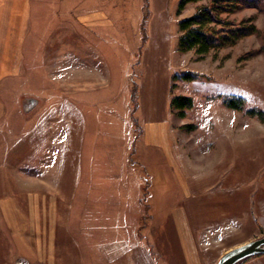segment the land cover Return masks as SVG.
<instances>
[{
    "label": "rangeland",
    "instance_id": "1",
    "mask_svg": "<svg viewBox=\"0 0 264 264\" xmlns=\"http://www.w3.org/2000/svg\"><path fill=\"white\" fill-rule=\"evenodd\" d=\"M214 1L187 4L177 16L180 0H152L142 25V36L137 34L136 42L123 41L122 49L106 43L104 58L95 59L101 70H105V96L115 104L111 108L116 109L115 114L106 115L101 126L104 131L123 139L130 133L127 116L133 111L134 84L140 92L138 101L143 111L155 103L149 99L150 85L161 86L158 81H163L167 75H170L172 96H186L193 101L192 108L185 109L183 117L179 112L171 113V142L179 175L166 163L162 166L155 156L146 164L140 160L134 164L139 185L136 192L130 185V202L122 204L119 222L114 218L115 224L122 228L106 234L108 242L113 237L125 245L118 264H131L128 253L135 250L137 244L144 245L141 240L157 264H183L172 221L173 211L179 208L192 216L193 249L201 264H216L229 250L264 236V119L259 118L260 114L264 117V0L257 7L239 5L232 11L226 8L232 3L219 2L227 9L220 14L224 24L215 27L219 34H226L229 29L254 28L249 35L204 56L194 51L179 52L178 21L193 15L202 6L216 5ZM143 37L148 38V43L142 41ZM129 44L132 48L127 47ZM158 46L161 51L156 53ZM28 63L24 88L11 92L12 104H8L7 114L0 122V131L5 130V136L0 132V146L25 148L26 156L19 170L15 168L11 173L4 187L6 191L0 184V264H50L52 261L73 264L76 255H72L71 250L55 260L49 250L44 249L49 245L46 242H50L48 211L55 207L49 203L48 195L34 194L33 155L29 157L31 150L28 149L34 143L35 75L30 67L32 59ZM186 75L189 79L184 78ZM232 99L241 100V108H229L226 103ZM112 142L99 139L100 150L95 157L103 156L104 148L117 150L119 141ZM84 164L87 167L86 161ZM103 164L99 160V168ZM17 174L21 175L18 179ZM184 181L191 190L190 195L183 187ZM82 194L80 187L73 208V217L77 219L73 218L69 231L71 238L79 241L82 240L78 227ZM5 195L12 199L9 203L2 201ZM92 204L104 206L105 213L109 212V207L114 210L107 196ZM40 208L43 211L41 222ZM106 215V221L111 224V214ZM40 225L44 232L43 249L35 234ZM17 226L16 231L20 233L15 235L13 231ZM92 234L96 238L102 233ZM58 235L59 241H63L61 232ZM15 237L17 240L13 239ZM76 252L80 254L81 250ZM239 264H264V255Z\"/></svg>",
    "mask_w": 264,
    "mask_h": 264
},
{
    "label": "crops",
    "instance_id": "2",
    "mask_svg": "<svg viewBox=\"0 0 264 264\" xmlns=\"http://www.w3.org/2000/svg\"><path fill=\"white\" fill-rule=\"evenodd\" d=\"M151 4L152 0H0V122L7 114L8 104H12L11 92L24 88L26 66L32 59L34 143L28 149L32 152L28 153L29 157L33 155L34 194L48 195L49 203L55 207L48 211L50 242L44 247L55 260L71 250L76 255L73 264H118L125 245L113 237L108 242L106 234L122 228L115 220L119 222L122 216V204L130 202V185L136 192L140 182L134 164L138 160L146 164L155 156L162 166L166 163L179 175L171 142L170 75L158 81L161 86L150 85L149 99L155 103L144 111L137 88V108L127 116L131 129L124 139L101 128L106 115L115 114L116 109L111 108L115 104L105 96V70H101L95 59L104 58L106 43L122 49L123 41L136 42L137 36L143 34V21ZM127 47L132 48L130 44ZM160 51L158 46L156 53ZM89 127L92 128L89 130ZM0 132L5 136V130ZM99 139L110 143L118 140L117 150L104 148L103 156L95 157L100 150ZM24 151L25 148L0 146L3 190L15 168L19 170L20 164L25 163ZM99 160L104 163L100 168ZM20 176L17 174V179ZM80 187L83 202L78 214L82 236L79 241L72 239L69 231L73 218L77 219L73 217V208ZM183 187L190 195L185 181ZM105 196L114 207V210L109 207L106 213L101 204H92ZM11 200L6 195L2 198L7 203ZM173 212L183 264H201L193 249L191 226L194 222L190 212L182 208ZM42 213L40 208L39 222ZM106 214H111L110 221L114 224L106 221ZM14 228L13 234H19L18 226ZM57 231L61 232L63 241H59ZM94 232L102 234L95 238ZM36 233L38 245L42 247L41 225ZM135 240L138 243L137 236ZM141 241L144 245L137 244L128 253L129 262L157 264Z\"/></svg>",
    "mask_w": 264,
    "mask_h": 264
},
{
    "label": "trees",
    "instance_id": "3",
    "mask_svg": "<svg viewBox=\"0 0 264 264\" xmlns=\"http://www.w3.org/2000/svg\"><path fill=\"white\" fill-rule=\"evenodd\" d=\"M204 0H180L178 4L177 16L181 14V11L185 8L187 4L198 3ZM225 2L227 4L232 3L229 7V11L235 6L245 5L247 7H257L263 0H215L216 5L212 6H202L193 15L181 19L177 23L178 27V43L177 50L179 52H189L194 51L195 54L199 56H204L208 54L211 50L224 46L226 44H232L243 36L249 35L253 32L254 28L248 31H243L242 29L227 30L226 34H219L215 27L224 24L222 19H220V14L227 12V9L221 7L219 2ZM224 9V10H222ZM146 19V15H145ZM144 19V20H145ZM144 22V21H143ZM144 25V24H143ZM144 27H142V30ZM146 37H143L142 41L145 42ZM185 79H189V76H185ZM137 87L134 84L132 90V103L133 109L137 108ZM227 106L233 109L241 108V100L232 99L228 101ZM193 106V101L190 97L186 96H172L170 100V111L179 112V116H184L185 109H191ZM253 114V113H250ZM261 120L264 119L263 114H260Z\"/></svg>",
    "mask_w": 264,
    "mask_h": 264
},
{
    "label": "water",
    "instance_id": "4",
    "mask_svg": "<svg viewBox=\"0 0 264 264\" xmlns=\"http://www.w3.org/2000/svg\"><path fill=\"white\" fill-rule=\"evenodd\" d=\"M259 255H264V236L229 250L219 258L216 264H239Z\"/></svg>",
    "mask_w": 264,
    "mask_h": 264
},
{
    "label": "bare ground",
    "instance_id": "5",
    "mask_svg": "<svg viewBox=\"0 0 264 264\" xmlns=\"http://www.w3.org/2000/svg\"><path fill=\"white\" fill-rule=\"evenodd\" d=\"M244 244V243H243Z\"/></svg>",
    "mask_w": 264,
    "mask_h": 264
}]
</instances>
